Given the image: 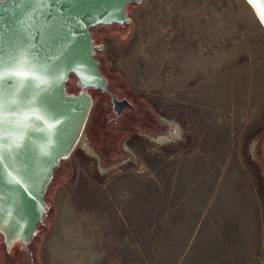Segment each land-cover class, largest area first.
I'll list each match as a JSON object with an SVG mask.
<instances>
[{"label": "rangeland", "instance_id": "1", "mask_svg": "<svg viewBox=\"0 0 264 264\" xmlns=\"http://www.w3.org/2000/svg\"><path fill=\"white\" fill-rule=\"evenodd\" d=\"M127 13L93 30L96 57L143 96L151 124L101 135L92 121L107 100L95 98L37 235L10 252L0 237V264H264L263 29L244 0H142Z\"/></svg>", "mask_w": 264, "mask_h": 264}, {"label": "water", "instance_id": "2", "mask_svg": "<svg viewBox=\"0 0 264 264\" xmlns=\"http://www.w3.org/2000/svg\"><path fill=\"white\" fill-rule=\"evenodd\" d=\"M244 1L264 31V0ZM141 2L0 0V237L6 252L15 244L27 247L37 235L53 174L84 135L92 99L84 92L68 94L69 76L83 89L105 87L93 56L103 45H95L90 30L131 23L126 8ZM20 60L36 71H15Z\"/></svg>", "mask_w": 264, "mask_h": 264}, {"label": "flooded vegetation", "instance_id": "3", "mask_svg": "<svg viewBox=\"0 0 264 264\" xmlns=\"http://www.w3.org/2000/svg\"><path fill=\"white\" fill-rule=\"evenodd\" d=\"M95 28L97 27L92 28L90 30V33H91V37L95 45L98 46L99 44H97L93 38V30ZM96 52L98 51H95L93 56H94V59L98 62L99 72L105 80L104 89H94V88L83 89L81 85L78 84L77 79L72 74L69 76V80L71 78H74L76 80V85L78 88L77 92L74 93V92L68 91L67 83L69 82V80L65 84L66 92L70 95H77L81 92H84L92 99L93 103H94L95 98H96V101L97 99H99V101H102L103 97H105V99L107 100L105 109H99L97 111V114L95 115L92 121V128L95 127V124H96L97 128L100 127L101 135H102L103 127H105L104 125H106L107 127L113 128V130L115 129L114 132L116 135V139H120L122 138V135L124 133H127V132L131 133L132 128L135 129V133H136L137 132L136 130L141 128L142 123L151 124V121L148 119L139 121L140 117L146 118V117H149L150 114H152L150 112V109L147 107L143 99V96L139 93L134 92L131 88H129L126 84H124V82L121 81L115 75H112L111 73L106 74L102 72L101 70L102 63H101V60L98 61L96 57ZM111 82L113 86L111 85ZM157 128L158 126H155L151 129H157ZM96 133L97 131H95V134ZM88 134H89V138H93L94 133L91 128L88 129ZM142 134L147 135L148 131ZM120 141L121 140L117 141L118 145L120 144ZM119 156L120 154H118L116 158H118Z\"/></svg>", "mask_w": 264, "mask_h": 264}, {"label": "snow or ice", "instance_id": "4", "mask_svg": "<svg viewBox=\"0 0 264 264\" xmlns=\"http://www.w3.org/2000/svg\"><path fill=\"white\" fill-rule=\"evenodd\" d=\"M3 52H4L3 36L0 35V67L3 66V60H2ZM47 59L50 63L51 57H48ZM12 67H14L15 71H17L18 73H33L36 71V69L33 67L32 64L24 60L17 61L14 65H12ZM28 79L29 82H31L30 76ZM22 155H23L22 152L20 151L16 152V159L20 161L21 164L25 162V159L22 158ZM4 159H5L4 154L0 152V165H2ZM0 171H2V168H0Z\"/></svg>", "mask_w": 264, "mask_h": 264}, {"label": "crops", "instance_id": "5", "mask_svg": "<svg viewBox=\"0 0 264 264\" xmlns=\"http://www.w3.org/2000/svg\"><path fill=\"white\" fill-rule=\"evenodd\" d=\"M245 212V215H241L240 213V216L242 217V218H244V222H245V217L247 216V211H244ZM214 213V212H213ZM248 214H249V211H248ZM210 215H213L212 213H211V210L209 211V216ZM231 216H232V218H236L235 217V215L233 214V213H231ZM251 218V217H250ZM132 220H129V223L131 222ZM232 221L235 223V224H237V223H239L236 219H232ZM242 221H243V219H242ZM241 221V222H242ZM120 224L121 225H123L124 224V227H122L123 228V232H121L119 235H121L118 239L120 240V242H121V244L124 246V245H126V244H131V251L134 249V248H136L137 246H136V241H135V234L134 233H132V227H130V230L127 232L126 231V228H125V222H120ZM245 224V223H244ZM238 225V224H237ZM239 226H241L240 224H239ZM252 229V227L250 228V230ZM243 229H241V228H239L238 227V231H242ZM243 232V231H242ZM234 236H237V232L236 231H234ZM212 237H213V239L215 240L216 239V235H212Z\"/></svg>", "mask_w": 264, "mask_h": 264}, {"label": "trees", "instance_id": "6", "mask_svg": "<svg viewBox=\"0 0 264 264\" xmlns=\"http://www.w3.org/2000/svg\"><path fill=\"white\" fill-rule=\"evenodd\" d=\"M131 4H132V3H130V4L127 6V8H126V14H127V15H128L127 12H128L129 6H130ZM46 207H47V206H46ZM47 211H48V207H47ZM43 220H44V219H43ZM42 223H43V221H42ZM41 225H42V224H41ZM41 225H39L38 228H39Z\"/></svg>", "mask_w": 264, "mask_h": 264}]
</instances>
